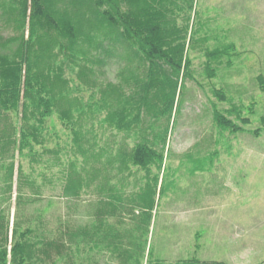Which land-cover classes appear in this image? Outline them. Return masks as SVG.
I'll use <instances>...</instances> for the list:
<instances>
[{
	"label": "trees",
	"instance_id": "obj_1",
	"mask_svg": "<svg viewBox=\"0 0 264 264\" xmlns=\"http://www.w3.org/2000/svg\"><path fill=\"white\" fill-rule=\"evenodd\" d=\"M202 25L200 0H0V264H76L81 244L109 250L118 264H166L151 260L148 234L164 190L168 136L158 143L154 133H141L131 149L122 144L115 153L100 142L105 125L127 134L141 126L151 112L138 102L151 94L159 111L172 115ZM234 46L205 51L208 77ZM117 49L137 64L122 67L118 81L103 82L99 75ZM258 80L264 87L262 75ZM212 93L225 98L221 89ZM212 118L231 133L251 122L236 104L224 110L213 104ZM259 123L251 130L256 136L264 114ZM75 155H82L80 167ZM89 158L102 169L87 168ZM139 171L143 179L132 196L115 194ZM54 191L68 200L97 195L94 219L78 229L70 219L48 220ZM193 262L199 260L169 264Z\"/></svg>",
	"mask_w": 264,
	"mask_h": 264
},
{
	"label": "rangeland",
	"instance_id": "obj_2",
	"mask_svg": "<svg viewBox=\"0 0 264 264\" xmlns=\"http://www.w3.org/2000/svg\"><path fill=\"white\" fill-rule=\"evenodd\" d=\"M200 3L204 25L198 37L203 40L191 50L192 72L182 83L172 115L170 110L160 112L161 102L151 94L149 99L138 102L143 111L151 112L144 119L142 115L141 126L127 134L105 125L104 140L100 143L108 144L114 152L122 144L131 149L140 141L141 133H154L158 143L168 136L164 190L156 202L148 234L152 261L169 264L179 259H197L199 262L192 264H264V129L258 136L251 132L261 127L259 118L264 114V87L258 80V75L264 78V0H200ZM9 32L5 30V34ZM230 42L235 45L232 55L227 54L222 65L213 62L216 72L208 77L205 51ZM121 53V49L115 51L99 75L100 80L116 82L121 78L122 67H135L137 62L125 60ZM229 59L231 63L225 65ZM125 75L130 72L125 70ZM215 88L223 91L224 99L213 95ZM213 104L222 110L239 105L251 122L244 126L243 132L220 129L213 122ZM57 129L61 132L60 125ZM210 151L215 153L209 155ZM75 156L80 167L82 155ZM107 156L103 155V159ZM91 159L87 168L95 165L102 169L100 163L94 164ZM142 175L137 172L136 182L129 179L123 188L113 191L125 198L132 196L134 183L141 184ZM111 182L118 183L116 179ZM57 192H53L55 198L47 212L48 220L70 219L72 227L78 229L94 219L99 204L97 195L87 193L82 200H68L57 197ZM14 196L15 193L11 222ZM36 205L42 206L44 202ZM126 240L125 237V245ZM88 245L81 244L73 252L76 264L120 263L109 250Z\"/></svg>",
	"mask_w": 264,
	"mask_h": 264
}]
</instances>
